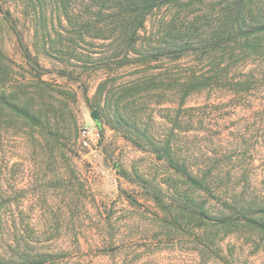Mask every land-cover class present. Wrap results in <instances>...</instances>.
<instances>
[{"label":"rangeland","instance_id":"374dc122","mask_svg":"<svg viewBox=\"0 0 264 264\" xmlns=\"http://www.w3.org/2000/svg\"><path fill=\"white\" fill-rule=\"evenodd\" d=\"M184 1L156 11L142 37L178 11L188 21L209 15L220 0ZM72 5L77 14H87L90 2ZM0 8L10 11V16L0 13V96L16 99L41 119L32 125L0 102L5 207L0 264H264V232L243 223L220 224L218 215L228 211L223 197L191 190L166 162L136 145L146 141L145 131L151 139L171 138L179 99L168 81L137 92L121 88L143 76H182L196 65L194 58H162L137 67L111 64L106 61L111 40L92 35L78 40L62 32L67 21L62 17L60 24L55 12L52 38L56 32L72 37L64 44L75 48L78 58L62 57L42 39L24 1L0 0ZM208 62L196 70L208 74ZM199 106L204 112L187 117L174 140L185 149L194 145L199 156L201 143H213L206 147L214 152L228 151L221 171L236 177L249 173L255 195L264 200V92L238 96L226 89L204 90L188 97L184 107ZM84 126L100 132L96 147L81 146ZM184 191L206 201L216 218L191 219L181 200Z\"/></svg>","mask_w":264,"mask_h":264},{"label":"trees","instance_id":"16d2710c","mask_svg":"<svg viewBox=\"0 0 264 264\" xmlns=\"http://www.w3.org/2000/svg\"><path fill=\"white\" fill-rule=\"evenodd\" d=\"M30 10L35 24L40 29L42 39L53 46V50L62 57H77V50L64 43L73 40L64 37V33L85 40L86 35L96 39L111 40L113 49L106 61L111 64L141 66L152 61L169 58L179 62L194 58L192 65L184 75L163 74L143 76L137 82L124 85V93L137 92L145 87H158L166 81L174 88L178 97L171 138L167 140L151 139L145 131V142L136 145L151 151L156 158L164 161L193 191L206 195L223 197L228 209L218 215L217 221L222 225H250L264 232V200L256 194L253 178L249 173L238 177L231 172L221 171L226 150L214 152L208 149L213 143L196 145L185 149L182 143L174 140L182 132V124L187 117L192 120L204 112L205 107H184L186 99L194 93L204 90L226 89L241 96L245 93L264 92V0H220L215 12L209 15L199 13L188 21V15L176 12L172 17L160 20L157 30L145 36L149 18L164 7L178 8L184 0H88L87 14H77L74 0H22ZM192 1V0H190ZM189 1V2H190ZM206 5L205 0H199ZM192 4V3H191ZM215 7V6H214ZM58 13L59 23L66 19L69 28L61 29L53 39L52 29L54 14ZM0 13L10 16V11ZM214 18V19H213ZM145 32L142 37L141 33ZM37 34L38 31H37ZM52 40L56 43H52ZM58 43V44H57ZM60 44V45H59ZM26 55L32 62L31 54ZM209 59V73L197 71L196 68ZM118 60V61H117ZM250 66V67H249ZM241 75L236 77L233 71ZM0 102L18 116L32 125L41 123L40 117L30 107L22 106L14 98L0 96ZM211 154V155H210ZM203 156V157H201ZM198 157H200L198 161ZM193 159L198 162H191ZM241 188V194H236ZM252 192V193H251ZM180 194V193H179ZM181 200L186 206L185 212L191 219L200 221L214 220L216 217L206 207V201L199 202L188 191H184ZM4 194L0 192V212ZM21 264H29L22 260ZM33 264V263H32Z\"/></svg>","mask_w":264,"mask_h":264},{"label":"built area","instance_id":"2783aa9c","mask_svg":"<svg viewBox=\"0 0 264 264\" xmlns=\"http://www.w3.org/2000/svg\"><path fill=\"white\" fill-rule=\"evenodd\" d=\"M100 132L91 126H84L80 130L79 141L83 148L91 149L96 147L100 141Z\"/></svg>","mask_w":264,"mask_h":264},{"label":"water","instance_id":"95a60500","mask_svg":"<svg viewBox=\"0 0 264 264\" xmlns=\"http://www.w3.org/2000/svg\"><path fill=\"white\" fill-rule=\"evenodd\" d=\"M92 116H93L94 119H96V120H98V118H99L98 112H97L96 110H94V111L92 112Z\"/></svg>","mask_w":264,"mask_h":264}]
</instances>
